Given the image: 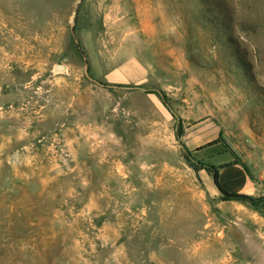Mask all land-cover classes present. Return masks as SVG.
<instances>
[{
  "label": "rangeland",
  "instance_id": "obj_1",
  "mask_svg": "<svg viewBox=\"0 0 264 264\" xmlns=\"http://www.w3.org/2000/svg\"><path fill=\"white\" fill-rule=\"evenodd\" d=\"M215 1L254 89L222 70L191 0H0V264H264V0ZM83 55L104 83L163 91L183 131L214 120L217 158L260 191L226 197L158 91L99 85ZM129 58L147 81L140 67L107 81Z\"/></svg>",
  "mask_w": 264,
  "mask_h": 264
},
{
  "label": "trees",
  "instance_id": "obj_2",
  "mask_svg": "<svg viewBox=\"0 0 264 264\" xmlns=\"http://www.w3.org/2000/svg\"><path fill=\"white\" fill-rule=\"evenodd\" d=\"M191 1V8L189 9L190 20L193 22L194 26L207 34L211 42L210 45L213 46L216 53L217 62L221 65L222 70L229 77H233L235 83L238 84L242 82L249 90L254 89L253 82L255 81V71L251 52L237 34L234 21L235 18L231 10L227 9V6L222 2H216L215 0ZM148 91L157 90L149 88ZM161 92L164 95V99L167 100L164 92ZM177 132L180 136L183 133L181 122ZM186 154L189 157L191 152L187 149ZM233 163L238 162L235 160ZM208 168L212 173L215 185L226 197H250L245 194L225 190L219 182L218 169L215 167Z\"/></svg>",
  "mask_w": 264,
  "mask_h": 264
},
{
  "label": "crops",
  "instance_id": "obj_3",
  "mask_svg": "<svg viewBox=\"0 0 264 264\" xmlns=\"http://www.w3.org/2000/svg\"><path fill=\"white\" fill-rule=\"evenodd\" d=\"M138 61V59L129 58L118 63L107 72L105 75L106 80L108 81L110 76L119 70H122L123 74L126 75V72H136L138 67H140L142 69L140 72L141 76L134 82H137L136 84H144L149 76V68L144 62V65H139ZM220 134V126L214 120L205 118L196 123H187L184 126L181 139L184 146L204 162L205 166L218 169L219 182L225 190L249 196L257 194L260 191L259 185L249 175L243 164L239 162L233 163L236 160L234 157L217 158L218 154L228 151L223 147ZM208 177L210 182L213 181L214 183L213 176Z\"/></svg>",
  "mask_w": 264,
  "mask_h": 264
},
{
  "label": "water",
  "instance_id": "obj_4",
  "mask_svg": "<svg viewBox=\"0 0 264 264\" xmlns=\"http://www.w3.org/2000/svg\"><path fill=\"white\" fill-rule=\"evenodd\" d=\"M71 32H72V35H73V38L75 40V42L78 44V39H77V36H76V33H75V21H73L71 23ZM84 56V62H85V67H84V74L85 76L90 79L91 81L99 84V85H102V86H105V87H110V88H120V89H127V90H134V89H140V90H143V91H148L149 88L148 87H145V86H142V85H119V84H106L94 77H92L90 75V72H89V63H88V60L86 58L85 55ZM57 68L58 69H63L64 66L61 65V64H57ZM157 91L159 92V94L161 95V97L163 98L164 100V103L165 105L169 108V110L172 112V114L175 116L176 120H177V124H176V130L178 131V127H179V124L181 122V117L180 115L174 110V108L171 106V104L164 99V95L163 93L161 92V90L157 89ZM177 136L180 138V135L178 134L177 132ZM181 145V148L184 150V152L187 153V149L186 147L184 146V144H180ZM189 158L193 161V162H197V160L195 158H193L191 155H189ZM259 200V199H258Z\"/></svg>",
  "mask_w": 264,
  "mask_h": 264
}]
</instances>
